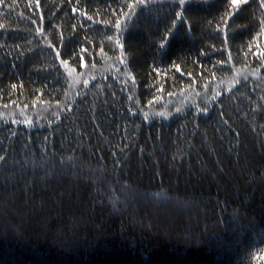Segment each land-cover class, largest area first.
<instances>
[{"label":"trees","instance_id":"1","mask_svg":"<svg viewBox=\"0 0 264 264\" xmlns=\"http://www.w3.org/2000/svg\"><path fill=\"white\" fill-rule=\"evenodd\" d=\"M0 264H264V0H0Z\"/></svg>","mask_w":264,"mask_h":264}]
</instances>
